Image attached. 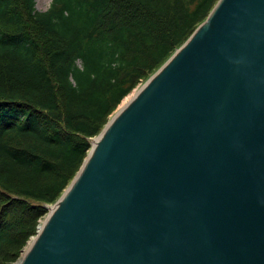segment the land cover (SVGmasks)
Segmentation results:
<instances>
[{
	"label": "water",
	"instance_id": "95a60500",
	"mask_svg": "<svg viewBox=\"0 0 264 264\" xmlns=\"http://www.w3.org/2000/svg\"><path fill=\"white\" fill-rule=\"evenodd\" d=\"M53 205L20 264H264V0H219Z\"/></svg>",
	"mask_w": 264,
	"mask_h": 264
},
{
	"label": "trees",
	"instance_id": "16d2710c",
	"mask_svg": "<svg viewBox=\"0 0 264 264\" xmlns=\"http://www.w3.org/2000/svg\"><path fill=\"white\" fill-rule=\"evenodd\" d=\"M218 0H0V262L35 233L122 100Z\"/></svg>",
	"mask_w": 264,
	"mask_h": 264
},
{
	"label": "rangeland",
	"instance_id": "374dc122",
	"mask_svg": "<svg viewBox=\"0 0 264 264\" xmlns=\"http://www.w3.org/2000/svg\"><path fill=\"white\" fill-rule=\"evenodd\" d=\"M51 1L52 0H37V3H36V7H37V9L38 10H40V11H44V10H46L48 7H49V5H50V3H51ZM190 37V36H189ZM161 67V66H160ZM159 67V68H160ZM158 68V69H159ZM157 69V70H158ZM156 70V71H157ZM155 71V72H156ZM154 72V73H155ZM154 73H152V74H150L146 79H144V80H142V82L129 94V95H127L125 98H127V97H130L131 95H134L142 86H143V84L154 74ZM125 98L122 100V102L118 105V107L115 109V111L110 115V117H109V120H111L112 119V117L115 115V113L116 112H118L121 108H122V106H123V104H124V100H125ZM108 120V121H109ZM48 215H49V209L47 210V212L44 214V215H42L39 219H38V222H37V226H36V230H35V233L30 237V239L27 241V243H26V245H24V247L22 248V250L20 251V253H18L17 254V256L15 257V258H13V260H11V261H4V262H0V264H19V262L21 261V259L23 258V256H24V254L26 253V250L28 249V247L30 246V244H31V241H32V237L35 235V234H37V230H38V227H40L42 224H44L45 223V221H46V219H47V217H48Z\"/></svg>",
	"mask_w": 264,
	"mask_h": 264
},
{
	"label": "bare ground",
	"instance_id": "6f19581e",
	"mask_svg": "<svg viewBox=\"0 0 264 264\" xmlns=\"http://www.w3.org/2000/svg\"><path fill=\"white\" fill-rule=\"evenodd\" d=\"M136 94V93H135ZM135 94L134 95H131L130 97H127V98H125V100H124V104H123V106H125L134 96H135ZM122 106V107H123ZM97 140V139H96ZM55 204V203H54ZM54 205H52V207H53ZM50 212H51V210H50ZM50 214V213H49ZM42 226H43V224L40 226V227H38V230L39 231H41V229H42ZM37 230V231H38ZM19 264H20V262H19Z\"/></svg>",
	"mask_w": 264,
	"mask_h": 264
}]
</instances>
